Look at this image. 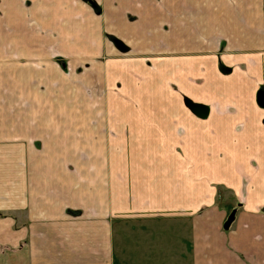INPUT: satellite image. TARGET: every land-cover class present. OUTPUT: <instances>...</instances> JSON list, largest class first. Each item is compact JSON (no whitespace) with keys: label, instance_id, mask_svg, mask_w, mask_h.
Returning <instances> with one entry per match:
<instances>
[{"label":"crops","instance_id":"1","mask_svg":"<svg viewBox=\"0 0 264 264\" xmlns=\"http://www.w3.org/2000/svg\"><path fill=\"white\" fill-rule=\"evenodd\" d=\"M258 92L264 0H0V264H264Z\"/></svg>","mask_w":264,"mask_h":264},{"label":"water","instance_id":"2","mask_svg":"<svg viewBox=\"0 0 264 264\" xmlns=\"http://www.w3.org/2000/svg\"><path fill=\"white\" fill-rule=\"evenodd\" d=\"M117 48H119L122 51L126 50L125 45L121 41H114ZM257 103L259 106L264 107V92H260L257 95ZM186 106L198 117L205 118L208 115V106L201 104V103H194L191 101L186 100L185 101ZM234 210L231 211L229 214L227 220L225 221L223 227L227 229L229 225L232 222V219L234 217Z\"/></svg>","mask_w":264,"mask_h":264},{"label":"rangeland","instance_id":"3","mask_svg":"<svg viewBox=\"0 0 264 264\" xmlns=\"http://www.w3.org/2000/svg\"><path fill=\"white\" fill-rule=\"evenodd\" d=\"M260 91V90H259ZM258 93H260V92H258ZM258 93H257V95H258ZM208 110H209V108H208Z\"/></svg>","mask_w":264,"mask_h":264}]
</instances>
